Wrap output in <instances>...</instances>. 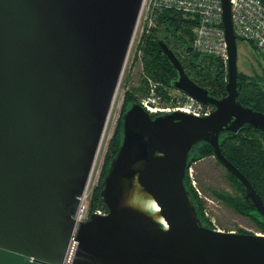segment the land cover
Instances as JSON below:
<instances>
[{"label":"water","instance_id":"95a60500","mask_svg":"<svg viewBox=\"0 0 264 264\" xmlns=\"http://www.w3.org/2000/svg\"><path fill=\"white\" fill-rule=\"evenodd\" d=\"M141 0H0V264H264V236L198 223L184 187L190 148L207 143L264 219V205L220 153L218 136L243 125L264 132V113L237 101L236 39L220 0L224 95L193 83L173 53L171 87L213 109L122 112L120 143L103 175L104 215L74 226ZM153 207H156L155 209Z\"/></svg>","mask_w":264,"mask_h":264},{"label":"trees","instance_id":"16d2710c","mask_svg":"<svg viewBox=\"0 0 264 264\" xmlns=\"http://www.w3.org/2000/svg\"><path fill=\"white\" fill-rule=\"evenodd\" d=\"M260 1L264 3V0ZM151 19L152 25L146 32L140 34L137 42V48L140 50L142 78L139 86L130 88L125 92L124 105L120 115L130 104L138 102L135 93L144 95L146 79L156 84V93L161 96L162 100L167 101L169 99L168 93L173 90L170 83L175 78V71L160 50L157 40H160L173 53L184 73L193 83L206 89L207 93L212 97L219 98L223 96L226 79L225 66L219 59L210 55L200 54L194 51L191 46V27L195 24L196 18L184 15L171 8H154L151 11ZM250 45L253 46L252 44ZM237 81L239 83L237 101L264 113V84L259 85L254 78L240 75L238 72ZM120 123L121 119L119 118L114 136L110 141L102 177L120 143ZM263 142L264 132L249 125H243L234 134L225 132L218 136L220 153L250 183L264 205ZM207 156H212V148L207 143L202 142L193 145L189 150L185 168ZM225 171L230 184L237 193L232 195L212 189L210 194L235 213L248 218L256 229L264 233V219L248 204L240 183L226 169ZM183 183L198 223L202 226L213 228L204 216L202 201L191 188L186 174L184 175ZM101 187L102 185L100 184L99 189L93 192L90 206H100L106 211V207L99 196ZM234 232L245 233L243 230Z\"/></svg>","mask_w":264,"mask_h":264},{"label":"built area","instance_id":"2783aa9c","mask_svg":"<svg viewBox=\"0 0 264 264\" xmlns=\"http://www.w3.org/2000/svg\"><path fill=\"white\" fill-rule=\"evenodd\" d=\"M229 6L231 27L235 39L252 44L256 51L264 58V3L260 0H229ZM154 8H171L184 15L195 17L196 22L191 27V46L193 50L200 54L213 56L219 59L224 66L226 65V47L221 27L220 0H141L135 22L136 26L140 18L142 19L140 34L146 32L152 25L151 11ZM155 85L154 82L146 79L145 93L137 102L149 115L179 111L199 117L208 115L213 109L211 105L203 104L176 90L169 91V99L164 101L161 96L156 93ZM109 112L110 106L106 119ZM106 119L98 144L104 132ZM93 161L73 214L74 226L85 221L91 213L98 215H104L106 213L100 206L91 207L89 201L86 199V189L93 168ZM185 174L190 185H193L194 181L191 178V166L186 168ZM253 234L264 236V233L260 232H255ZM76 246L77 241L74 237V231H72L59 264L72 263Z\"/></svg>","mask_w":264,"mask_h":264},{"label":"rangeland","instance_id":"374dc122","mask_svg":"<svg viewBox=\"0 0 264 264\" xmlns=\"http://www.w3.org/2000/svg\"><path fill=\"white\" fill-rule=\"evenodd\" d=\"M142 19L134 27L131 41L127 49L122 69L116 84L110 112L106 119L104 132L94 155L93 168L86 189V199L90 200L93 192L102 185V172L109 151V145L117 127L122 106L124 105L125 92L130 88L139 86L142 78L140 64V50L137 42L140 35ZM236 69L240 75L254 78L259 85L264 84V58L249 43L236 41ZM142 95L135 93L137 100ZM264 147V142H263ZM191 178L194 181L191 188L202 201L203 214L214 229L222 231L243 230L245 233L260 232L248 218L235 213L229 207L215 199L210 191L217 190L235 194V189L230 184L225 169L218 164L212 156H207L191 165ZM95 207V206H94Z\"/></svg>","mask_w":264,"mask_h":264},{"label":"bare ground","instance_id":"6f19581e","mask_svg":"<svg viewBox=\"0 0 264 264\" xmlns=\"http://www.w3.org/2000/svg\"><path fill=\"white\" fill-rule=\"evenodd\" d=\"M154 209L156 208V207H153Z\"/></svg>","mask_w":264,"mask_h":264}]
</instances>
